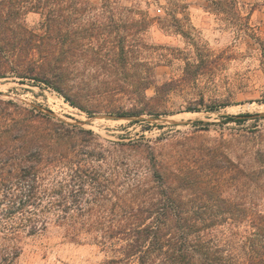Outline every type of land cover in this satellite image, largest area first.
I'll return each instance as SVG.
<instances>
[{
    "label": "trees",
    "instance_id": "trees-1",
    "mask_svg": "<svg viewBox=\"0 0 264 264\" xmlns=\"http://www.w3.org/2000/svg\"><path fill=\"white\" fill-rule=\"evenodd\" d=\"M29 13L41 15L38 29ZM154 21L122 0H0V81L45 87L88 116L160 117L176 87L158 83L147 57ZM202 132L105 145L92 130L0 98V264H16L22 235L51 225L111 247L107 264H264V211L245 195L264 180L262 133Z\"/></svg>",
    "mask_w": 264,
    "mask_h": 264
},
{
    "label": "rangeland",
    "instance_id": "rangeland-1",
    "mask_svg": "<svg viewBox=\"0 0 264 264\" xmlns=\"http://www.w3.org/2000/svg\"><path fill=\"white\" fill-rule=\"evenodd\" d=\"M99 1L91 0L94 4ZM122 1L128 5L139 3L155 19L143 34L149 47L147 57L155 66L158 83L174 81L176 87L158 113L179 119H205L212 125L162 126L160 129L147 121L132 124L126 120H101L84 129L92 130L105 145L142 137L172 140L205 128L209 132L202 133L213 139L221 133L230 137L255 130L262 133L258 143L264 145V119L219 126L226 115L264 112V0H234L228 5L212 2L222 0ZM41 21L40 14L29 13L26 17L31 29H38ZM198 65L200 68L196 69ZM0 94L10 96H0L1 99L22 104L16 99L20 98L75 120L90 117L42 86L4 80L0 81ZM154 95L152 88L148 96ZM251 143L250 154L258 147ZM235 154L247 153L235 150L234 157ZM249 156H243L241 162L252 165ZM245 195L256 197L259 209L264 211V180L253 184ZM20 247L16 264H107L115 256L111 247L87 237L73 241L66 235L65 227L55 225L42 234L22 235Z\"/></svg>",
    "mask_w": 264,
    "mask_h": 264
},
{
    "label": "water",
    "instance_id": "water-1",
    "mask_svg": "<svg viewBox=\"0 0 264 264\" xmlns=\"http://www.w3.org/2000/svg\"><path fill=\"white\" fill-rule=\"evenodd\" d=\"M0 96L2 97H10L8 95L5 94H0ZM18 101H21V103H24L26 105H28L29 107H32L36 110H38L39 112L43 113L44 115H47L51 118L60 120L61 122L67 124V125H71V126H75V127H81L84 128L87 125H90L91 123H94L96 121H101V120H126L129 122H140V121H147L149 123H153L156 124L158 126H163V127H178V126H188V125H194L197 123H204L207 124L208 122L205 119H179V118H173V117H168V116H160V117H145L144 115H130V116H119L116 114H103V113H98V114H94L92 116H90L88 119L86 120H75L72 119L70 117L64 116L62 114H59L51 109H47L41 105L35 104V103H31L28 101H25L23 99L20 98H16ZM247 119H264V112L258 113V114H254V115H250L247 117H244Z\"/></svg>",
    "mask_w": 264,
    "mask_h": 264
},
{
    "label": "bare ground",
    "instance_id": "bare-ground-1",
    "mask_svg": "<svg viewBox=\"0 0 264 264\" xmlns=\"http://www.w3.org/2000/svg\"><path fill=\"white\" fill-rule=\"evenodd\" d=\"M258 109V108H257ZM58 113H60V112H58Z\"/></svg>",
    "mask_w": 264,
    "mask_h": 264
}]
</instances>
